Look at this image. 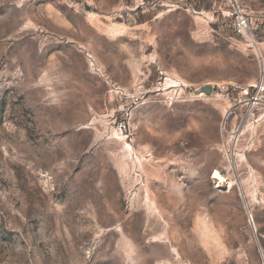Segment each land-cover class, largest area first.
I'll list each match as a JSON object with an SVG mask.
<instances>
[{"label":"rangeland","instance_id":"374dc122","mask_svg":"<svg viewBox=\"0 0 264 264\" xmlns=\"http://www.w3.org/2000/svg\"><path fill=\"white\" fill-rule=\"evenodd\" d=\"M259 1L0 0V264H264Z\"/></svg>","mask_w":264,"mask_h":264},{"label":"built area","instance_id":"2783aa9c","mask_svg":"<svg viewBox=\"0 0 264 264\" xmlns=\"http://www.w3.org/2000/svg\"><path fill=\"white\" fill-rule=\"evenodd\" d=\"M256 11L249 12L236 2L233 4L235 33L242 40L250 42L253 47L257 46L258 48L262 44L261 41H264V0L259 1ZM251 90L253 94H251ZM244 93L249 98L241 100L240 104L248 107L249 114H253L256 110L264 111V73L261 74L259 81Z\"/></svg>","mask_w":264,"mask_h":264},{"label":"water","instance_id":"95a60500","mask_svg":"<svg viewBox=\"0 0 264 264\" xmlns=\"http://www.w3.org/2000/svg\"><path fill=\"white\" fill-rule=\"evenodd\" d=\"M211 87L210 86H207L203 89V91L206 93V94H210L211 93Z\"/></svg>","mask_w":264,"mask_h":264},{"label":"bare ground","instance_id":"6f19581e","mask_svg":"<svg viewBox=\"0 0 264 264\" xmlns=\"http://www.w3.org/2000/svg\"><path fill=\"white\" fill-rule=\"evenodd\" d=\"M256 48H257V46H256ZM247 126V125H246ZM222 180H223V177H222ZM231 185V184H230Z\"/></svg>","mask_w":264,"mask_h":264}]
</instances>
